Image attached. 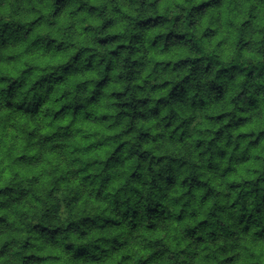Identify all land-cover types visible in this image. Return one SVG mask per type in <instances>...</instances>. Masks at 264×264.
<instances>
[{"label": "trees", "instance_id": "16d2710c", "mask_svg": "<svg viewBox=\"0 0 264 264\" xmlns=\"http://www.w3.org/2000/svg\"><path fill=\"white\" fill-rule=\"evenodd\" d=\"M0 264H264V0H0Z\"/></svg>", "mask_w": 264, "mask_h": 264}]
</instances>
